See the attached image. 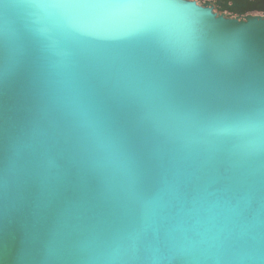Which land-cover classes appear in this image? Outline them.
I'll return each mask as SVG.
<instances>
[{
    "label": "clouds",
    "instance_id": "9594fccd",
    "mask_svg": "<svg viewBox=\"0 0 264 264\" xmlns=\"http://www.w3.org/2000/svg\"><path fill=\"white\" fill-rule=\"evenodd\" d=\"M124 6L0 0L3 75L25 70L30 42L44 56L43 103L7 144L0 200L14 206L41 180L71 174L94 182L118 217L57 223L42 245L41 264H245L264 238L232 222L227 212L236 205L223 189L196 179L228 145L239 160L264 158V116L226 119L145 99L135 121L121 122L109 103L121 70L116 52L140 39L166 51L159 21L175 7L153 0L136 6L155 14L132 26L100 23V14ZM17 15L26 21L22 34L10 27Z\"/></svg>",
    "mask_w": 264,
    "mask_h": 264
},
{
    "label": "water",
    "instance_id": "95a60500",
    "mask_svg": "<svg viewBox=\"0 0 264 264\" xmlns=\"http://www.w3.org/2000/svg\"><path fill=\"white\" fill-rule=\"evenodd\" d=\"M161 2L175 6L159 21L166 51L140 39L116 52L121 70L110 84L109 103L118 119L135 121L145 99L226 119L264 116V17L228 18L191 0ZM25 23L17 15L10 27L22 34ZM2 52L0 42V160L9 140L38 115L44 78L38 44L30 42L25 70L14 78L3 75ZM230 146L203 166L196 183L223 189L236 205L227 212L232 222L264 238V158L239 160L228 154ZM117 220L91 180L71 174L60 181L41 180L14 206L0 200V264H41L42 245L57 223ZM247 255L245 264H264V245L253 246Z\"/></svg>",
    "mask_w": 264,
    "mask_h": 264
},
{
    "label": "snow or ice",
    "instance_id": "6c2138e0",
    "mask_svg": "<svg viewBox=\"0 0 264 264\" xmlns=\"http://www.w3.org/2000/svg\"><path fill=\"white\" fill-rule=\"evenodd\" d=\"M83 4L112 3L125 5L100 14V23L105 25L132 26L142 18L155 14V10L136 5L153 2V0H76Z\"/></svg>",
    "mask_w": 264,
    "mask_h": 264
},
{
    "label": "flooded vegetation",
    "instance_id": "af4514ba",
    "mask_svg": "<svg viewBox=\"0 0 264 264\" xmlns=\"http://www.w3.org/2000/svg\"><path fill=\"white\" fill-rule=\"evenodd\" d=\"M209 7L212 12L228 18L244 19L245 16L264 17V0H191Z\"/></svg>",
    "mask_w": 264,
    "mask_h": 264
}]
</instances>
